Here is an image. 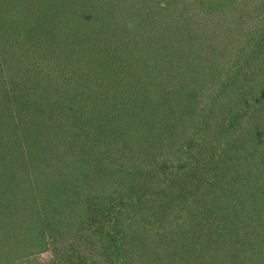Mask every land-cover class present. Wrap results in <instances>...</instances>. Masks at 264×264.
I'll use <instances>...</instances> for the list:
<instances>
[{
    "label": "trees",
    "instance_id": "16d2710c",
    "mask_svg": "<svg viewBox=\"0 0 264 264\" xmlns=\"http://www.w3.org/2000/svg\"><path fill=\"white\" fill-rule=\"evenodd\" d=\"M91 194V264H264V0H0V264Z\"/></svg>",
    "mask_w": 264,
    "mask_h": 264
},
{
    "label": "rangeland",
    "instance_id": "374dc122",
    "mask_svg": "<svg viewBox=\"0 0 264 264\" xmlns=\"http://www.w3.org/2000/svg\"><path fill=\"white\" fill-rule=\"evenodd\" d=\"M60 59L61 58L59 57L58 60L60 61ZM52 61H53V64L57 65L58 62H57L56 58L53 59ZM66 67H68V66H66ZM64 68H65V66H64ZM50 80H56L57 81L56 85L58 86V88H56V85H55V87H50L51 89H49V90H52V91L48 92L49 93L48 95L51 96V93L57 92L61 83H60V80L58 78H56V79L53 78ZM68 83H70V81ZM116 94H117V92H116ZM64 106H66V104ZM65 111H66V107H64V112ZM61 114H62V110L60 111V115ZM40 131H43V133H41V136H40L42 138L41 140H45L44 139L45 133H44L43 128ZM93 135H96V137L99 138V137H102L104 134L96 133ZM96 137L90 136V139L88 140L89 142L86 141L89 144V145H87L89 147L88 149H87V147H85L87 150L91 151L90 146H92L94 144V142L96 141L95 140ZM63 138H65L64 135H63ZM101 143H102V141H101ZM27 149H29V148H27ZM29 151L32 153V150L29 149ZM39 155H40V153L37 156H33V154H31V155L29 154L30 159L32 161L37 159L36 157H38ZM53 161H54V159H51V157H50L47 159V162L45 164H42V166H43L42 168L46 173H48L51 170L50 163ZM55 162H56V160H55ZM57 164H58V167L62 168L65 172H67L66 170L71 169V162L66 167H65L64 163H62V162L57 163ZM29 166H31V165H28V168L31 171L32 169ZM29 170L27 171L28 174L30 173ZM105 180H107V179L104 178L103 175H101V177L99 178V184H102ZM6 190L8 191V187L6 188ZM65 190H67L68 194H70L72 191V189L69 186H67ZM90 190H91L92 194L94 195V197L95 198L97 197L96 199L98 200V202L103 203L102 204L103 208L109 207V205H106V203L109 200H108V198H106V193L102 192V189L94 190V187H93V189L90 188ZM92 194H91V196H89L88 201L84 200V202H82L81 200H79L75 196L70 195L71 197L69 199L71 202L69 205L67 203V200H65L66 198L62 197L63 195L62 196L60 195L59 197L56 196L55 198L53 197L52 199L55 202L57 201V206L59 205V208H61L60 203H62L64 205V201H65V203L67 204V208L66 207L61 208L62 210H65L64 213L62 215H57L56 217L51 216L52 211L49 212L46 216L43 214H40V215H38V218L36 217V219L30 218V213H27V214L23 213L22 214V213L17 212L16 219H14V223H12V226L15 229V234H17V236H19L20 238H23L26 235L25 230H24V232L22 230V226H24L26 224L29 225L30 222H32V221L35 223V225L37 227H38V224L40 226V225H43L44 223L51 224V226L46 227V229L44 231H42L43 234H48L43 239L44 241L45 240L47 241V244H46L47 248L38 251L37 249L39 247L28 246V248L24 249V252H26L27 255L25 254V257H20L16 261L22 262L21 264H68V263H64V257L66 256L65 255L66 253H71L74 259L78 258V259L83 260V258H86V262L88 264H91L95 260L97 262H99L98 255L94 256L93 251L92 250L89 251V249H87L88 247H90V246L92 247L96 243L98 244L99 242L100 243L102 242L101 237L98 238V235H95V232H94L95 228L94 227L88 228V224H87V220H86L85 210H86L88 204L93 205L94 204L93 202L97 201V200L92 201L94 199ZM6 195H7V193H6ZM30 195H31V193H28V196H29L28 198L34 199V197L30 198ZM34 196H35V194H34ZM12 200H14V199H12ZM18 203H21V201L17 202L16 206L12 208L13 212H16L19 210L20 204H18ZM38 204L35 203L34 206L37 207ZM74 208H80V209L77 210ZM27 212H29V210H27ZM77 214L79 215V218H80L79 220H78ZM151 218H152V216L149 217L150 220H151ZM29 220H31V221H29ZM163 223H164V221L161 222V225H163ZM107 227L109 228V227H111V225L109 224ZM146 228L147 227H144V229L147 230V232H149V236H150L154 232V230L152 229V231H151V229H148V228L146 229ZM96 240L98 242H96ZM102 244H103V242H102ZM64 252H66V253H64ZM142 254L144 255L146 253L142 252ZM115 260H117V259L115 258L114 261ZM104 262L105 261H103V263Z\"/></svg>",
    "mask_w": 264,
    "mask_h": 264
}]
</instances>
